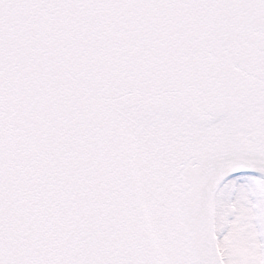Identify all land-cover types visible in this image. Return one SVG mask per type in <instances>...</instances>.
I'll return each instance as SVG.
<instances>
[{
    "label": "snow or ice",
    "instance_id": "1",
    "mask_svg": "<svg viewBox=\"0 0 264 264\" xmlns=\"http://www.w3.org/2000/svg\"><path fill=\"white\" fill-rule=\"evenodd\" d=\"M0 264H264V0H0Z\"/></svg>",
    "mask_w": 264,
    "mask_h": 264
}]
</instances>
